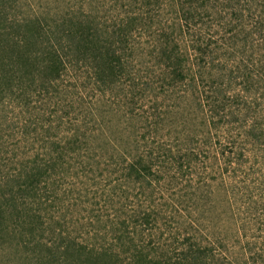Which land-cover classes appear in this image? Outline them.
I'll list each match as a JSON object with an SVG mask.
<instances>
[{
    "label": "trees",
    "instance_id": "16d2710c",
    "mask_svg": "<svg viewBox=\"0 0 264 264\" xmlns=\"http://www.w3.org/2000/svg\"><path fill=\"white\" fill-rule=\"evenodd\" d=\"M100 3L0 0V264H264V0Z\"/></svg>",
    "mask_w": 264,
    "mask_h": 264
},
{
    "label": "rangeland",
    "instance_id": "374dc122",
    "mask_svg": "<svg viewBox=\"0 0 264 264\" xmlns=\"http://www.w3.org/2000/svg\"><path fill=\"white\" fill-rule=\"evenodd\" d=\"M81 1L82 0H72L75 4H78ZM100 2L102 14L107 13L111 15L117 12V7L115 6L116 0H100ZM118 6H120V3ZM25 9H27V5L24 6L22 10ZM8 115L9 121L3 126H0V143H3V145L0 144L1 167L6 166V161H10L9 159H11L9 157L15 156V153L17 152H25V149H27L23 147L25 143H23L20 147H18V144L25 141L21 130L23 129L24 124H28V121H30L29 111H26V108H23L21 105H11L9 107ZM207 226L210 228L209 232L211 239L216 240L217 237H219V232L216 228H214V222L209 220ZM214 243L219 246V242Z\"/></svg>",
    "mask_w": 264,
    "mask_h": 264
}]
</instances>
